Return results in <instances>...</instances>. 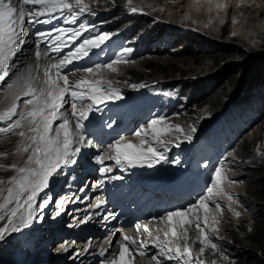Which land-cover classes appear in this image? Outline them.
I'll use <instances>...</instances> for the list:
<instances>
[{"label": "snow or ice", "instance_id": "obj_1", "mask_svg": "<svg viewBox=\"0 0 264 264\" xmlns=\"http://www.w3.org/2000/svg\"><path fill=\"white\" fill-rule=\"evenodd\" d=\"M22 3L33 6L35 10L25 12L22 7H14L11 0H0V82H5L4 87L13 99L10 107L0 111V121L8 122L6 126L0 127V133L22 138L17 151L29 153L22 166L16 163L10 165L16 175L8 179L10 186L6 189V195L5 189L0 187V221H6L0 226V240L9 232H18L27 226L35 218L37 209H44L48 205V198H43L42 202L37 204V197L48 187L49 178L57 174L63 165L76 163L72 157L81 149L73 145H93L92 140H85L82 135L84 122L89 119V114L97 110L98 105L122 99L119 89L112 86L111 80L103 77L102 71L118 72L117 65L130 63L125 57L132 52L131 48H124L114 60L83 69L85 73L99 78L84 77L72 83L63 71L65 67L88 57L94 49H101L113 33L100 32L81 39L88 30L83 23H80L78 28L52 27L46 32L36 33L37 37L49 43L48 51H35L36 60L47 56L48 52L60 53L70 44L72 50L57 62L45 65L42 79L33 75L32 69L25 73L12 72L13 58L22 51V46L26 43V19L33 24L51 23L60 19L65 23L76 24L80 14L93 12L83 0H22ZM127 4L132 12L138 11V8L133 6V0H127ZM225 7L227 0L224 3H216L217 9ZM36 47L39 49V43ZM13 75L15 79H11ZM7 80L11 82H6ZM130 86L144 87L143 84ZM21 100L23 108L20 107ZM66 105L70 106V113L62 111ZM56 121L60 123L56 124ZM195 131L193 127L185 133L181 125L166 123L165 117H158L150 120L146 128L134 133L140 138L139 144L125 142L123 138L116 140L109 145L113 155L97 156L95 159L100 164H103L105 159H110L120 166L127 163L133 167L138 164L153 167L161 161L168 162L164 152L153 146V141L158 144L167 143L161 137L168 133H184V139L190 140ZM176 147H179V143H176ZM257 155L264 158V151L258 148ZM173 162L179 163L178 160ZM111 170L108 167L101 168L102 172ZM227 171L223 164L217 166L206 194L200 196L195 204L169 211L159 218L167 227V230L163 231V239L159 235L152 236L149 224L137 223V232L146 233L151 239L136 240L125 235L118 252L106 264H135L138 256L148 254L150 246L159 249L158 254L151 255L156 264H162L161 258L175 261L176 264H206V251L212 254L218 252L224 260H228L229 257L215 242V239H222L218 236L217 225L220 223L219 217L223 215V209L218 200L226 197L229 210L239 217L241 212L232 207L233 204L239 205V199L225 189L224 182L227 181L231 185L242 181L231 179ZM3 183L4 181L0 180V184ZM99 183L103 184L104 181ZM103 203V198H98L95 207ZM193 225L195 232L190 236L189 229ZM248 230L252 231L251 228ZM159 231L162 229H157V232ZM130 244L139 246L134 249ZM197 244L199 247L194 251ZM208 264H216V260H211Z\"/></svg>", "mask_w": 264, "mask_h": 264}, {"label": "rangeland", "instance_id": "obj_2", "mask_svg": "<svg viewBox=\"0 0 264 264\" xmlns=\"http://www.w3.org/2000/svg\"><path fill=\"white\" fill-rule=\"evenodd\" d=\"M121 1L127 3V0H83L84 3L101 10H107L113 5L116 13L117 4ZM133 2L138 10L145 13V16L141 17L143 20L140 21L143 25L148 24L151 17L153 18L152 30L159 29L161 25H170L176 30L187 26L193 32H187L185 37L179 40L181 46L176 52L177 55L171 56L172 53L159 45L155 47L154 54H144L130 63L117 65L116 73L103 70L102 75L105 79L111 80L112 84L131 87L133 83L147 84L166 78L177 86L185 82L188 88L192 87L196 91L201 88L206 92L211 89L210 86L216 79L223 77L225 81H228L227 85L218 87L207 100L200 98L199 102L203 103L190 104L184 112L167 118L166 123L179 124L186 130L191 122L207 118L211 114L213 102L227 87L238 85L237 88L242 86L250 88L264 80V0H244L243 3L241 0H227V7L221 9L216 8V3H224L225 0H133ZM119 14H122L121 8ZM200 46H209L214 51L200 54L198 52L200 49L197 50ZM190 51L197 55L195 57L189 55ZM69 77L72 79L75 77L99 78L85 72H76ZM2 89L0 90V111L10 107L13 102L6 87L3 86ZM20 107L23 108L22 100ZM189 112H195L196 115H189ZM58 123L60 121H56V124ZM169 134L177 136L181 133ZM21 139L17 135L0 133V153H7V155H0V165H3L0 167V180L4 181L0 187L5 189V195L7 187L10 186L8 179L16 175V171L10 165L19 162L22 166L29 154L17 151L21 146ZM161 139L164 140V138ZM139 140L140 138L135 135L130 136L133 144H139ZM258 148L264 151V119L243 135L239 145L230 154V160L225 167L230 178L233 174L237 176V173L240 176L239 179L243 177V180H236L242 183L229 185L227 181L224 182L225 189L239 199V205L233 204L232 207L240 211L241 215L239 217L233 215L228 208L226 197L218 200L223 209V215L219 217L220 223L217 225L218 236L222 239H215V242L229 257L228 260H224L218 252L213 254L212 258L216 259L218 264H264L257 250L250 249L244 241L238 239L240 235L243 236L241 232L247 231L252 224L251 211L254 209L252 204L255 200L252 191L260 189L256 178L242 168L244 166L257 168L259 162L264 161V158L257 155ZM238 157L241 159L242 167L236 169L233 160L239 159ZM53 177L54 175L49 178L48 185ZM41 202L37 198L36 203ZM247 204L248 207L245 206ZM43 211L45 210L37 209L35 212L36 225H39L37 221L41 222L39 215ZM44 216L46 217V214ZM5 222L0 221V226H3ZM27 227L29 226L21 229ZM17 234L18 232H9L4 239L0 240V264L3 262L23 264L28 259L29 255L22 252L14 243ZM64 245H59L58 248L62 249ZM56 247L57 244L53 247L50 245L49 249L43 251H52L54 248L56 251Z\"/></svg>", "mask_w": 264, "mask_h": 264}, {"label": "bare ground", "instance_id": "obj_3", "mask_svg": "<svg viewBox=\"0 0 264 264\" xmlns=\"http://www.w3.org/2000/svg\"><path fill=\"white\" fill-rule=\"evenodd\" d=\"M5 2H9V0H6ZM11 3L13 4L14 7H17V9H20V7L17 5V3H16L15 0H11ZM123 15H125V14H123ZM25 27L27 29L26 23H25ZM25 40H26V43L22 46V51L16 57L13 58L14 59V63L12 64V72L25 73L28 69H32L33 75H35V76H37V77H39V78L42 79L43 78V68H44L45 65H47L49 63L45 60V58L43 56L40 58L39 61L36 60V58L34 56V53L38 49H36L34 47L33 42L31 41L30 36L28 34V30H27V35L25 36ZM37 64H39V67H37ZM80 72H84V71H80ZM12 77H13V79H15V76L14 75ZM78 79H80V78L75 77V79H73V80H78ZM3 86H4V82H2L0 88H2ZM68 110H69V108L67 106H65V108L62 109V111H66V112H68ZM73 147H80L81 150L83 148L82 145H73ZM84 147H87V146H84ZM77 154H75L72 158L75 159L77 157ZM16 164L18 166H21V164L19 162H16ZM68 165H71V164H68ZM63 166H65V165H63ZM77 167L78 166L74 164V169H76ZM58 173H60V170L58 171ZM203 177H205V178H202L201 177V178H198L196 180L197 184H204V183H206V180H207V178H210V175H203ZM85 198H86L85 200H81L80 199V200L73 201L72 204L74 206H77V208L75 210H71L70 207H69V209H68L69 210V213H74V216L72 218V222H71V225L69 226V228L73 227L74 224L77 223V220H78V223L80 221L82 222V221L86 220L85 219V216H86L87 210L93 209L95 207V205L97 203V200H96L97 197H96V194L91 190V187H90L89 192L87 193V196ZM63 205L66 207V212H67L68 211L67 210V207L69 205V200L67 198H64L62 200V203L59 205V207L62 208ZM51 213L52 212L49 210V208H48L47 212L46 211H43L42 212V219L41 220H44L46 222V220H48V218L51 215ZM44 214H46V217L44 216ZM56 220L57 219L55 218V221L54 222H56ZM96 220H97L96 221V225H101V224L104 223L103 221L100 220L99 217H97ZM31 222L34 225H36L34 219ZM141 223H142L141 225H143V224H149V227H150V229L152 231V236L153 237H155L156 235H159L161 237V239H163V231H166L167 230V227H166V225L164 224L163 221H161L160 219H154V220H149V221L148 220H144ZM157 229H162V231L157 232ZM129 231H134V230L131 229ZM178 231H179V229H178ZM209 231H210V229H209ZM194 232H195V229H194V225H193L189 229L190 236H192L194 234ZM39 233H40V231H38V230L32 231V234L33 235H38ZM128 234H130V233H127V235ZM139 236H140L141 240H143V239H151L148 236V234H146V233L140 232L139 233ZM92 240L93 241H98V238H95V239H92ZM69 241L70 240H67L66 242H69ZM182 243L183 242H181V244ZM75 244H76V242H74V243L72 242V244H69V245L71 247V246H73ZM98 245L102 247V244L100 242L96 243V246H98ZM106 247L108 249L107 253H108L109 256L106 259H104L102 257V255H101L99 257V259L100 260H103V261L101 263H98V264H106V262L108 260H110V259L113 258V255L115 253V246L112 243V245H110V246L109 245H106ZM198 247H199L198 244L195 245L194 246V251L196 249H198ZM64 248H68V246L65 244L64 245ZM64 248H62V249H64ZM87 251L88 252H91V253L94 251L93 246L91 244L88 245ZM80 253H81V251H79L78 253H76V257H74L73 260H76L77 259V261L79 262L82 259V256L79 255ZM100 254H101V252H100ZM152 254H158V252H153ZM212 255L213 254L211 252L206 251L204 258H205V261H206L207 264H208L209 261L214 260L212 258ZM34 258H35L34 259V263L37 262V264H40L42 262V260H41V258L39 256L34 257ZM78 258H79V260H78ZM97 259L98 258L97 257H94V255L93 256H90V258L88 260L89 262H87V264L93 263ZM161 260H162V263H163L164 262L163 258H161ZM77 261H75V262H77ZM97 262H95L94 264H97ZM135 264H154V261L151 259L149 262H146V261L141 260V259H139V260L136 259L135 260ZM216 264H218L217 260H216Z\"/></svg>", "mask_w": 264, "mask_h": 264}, {"label": "trees", "instance_id": "obj_4", "mask_svg": "<svg viewBox=\"0 0 264 264\" xmlns=\"http://www.w3.org/2000/svg\"><path fill=\"white\" fill-rule=\"evenodd\" d=\"M113 17L116 18L115 20V23L114 24H119V23H122L123 21H127V19H125V15H122V14H117L116 13V10H114V6L112 5L111 9H110ZM120 17V19H119ZM123 19H122V18ZM141 17L143 16H140L139 18H137L136 20V24L134 26H137V25H140V28H146L145 26L146 25H143L140 21L143 20ZM179 31L182 32V34L178 37V41H177V46L176 47V51L172 52V54H170L171 56H175L177 55V51L178 48L181 46L179 44H181V42L179 41L181 38L185 37V35L187 34V32H193V30L187 26H184L183 28H180ZM194 35V33H192ZM200 49V50H198ZM197 50L200 54H207V53H211L214 51V49H208L206 47H202V48H199L197 47ZM176 53V54H175ZM189 55H192L193 57H195L197 55V53L195 52H189L188 53ZM163 79H166V78H163ZM204 79H207V78H204ZM180 82V81H178ZM228 81L226 80L225 81V78H218L214 81V83H212V85L210 86V90L208 92L206 91H202L201 88H199V90L201 91L202 95L198 94L194 91H192L193 95L196 96V103H203V102H199V97L202 96L205 100H207V98H209L210 96H212L213 93H215V90L218 88V87H222L223 85H227ZM172 89L171 90H174L175 92H179L181 94L183 93H186L188 92L191 88H188L187 87V84L185 82H181V85L180 86H177L175 85L174 83H167ZM238 86V85H237ZM234 87V86H231V87H227L222 93L221 95L217 96L216 97V101L213 102V105L211 107V112L212 111H215V110H220L222 109L224 106L228 105L229 104V99L228 98H231V95L235 96V93H238L239 94V87L237 88ZM237 88V89H236ZM236 89V90H235ZM262 89H264V87H262ZM233 93V94H232ZM263 106V104H262ZM189 108V107H187ZM186 107L183 109L182 112H184L186 109ZM181 113V112H180ZM185 114V113H184ZM189 115H192V116H195L196 113L195 112H189ZM237 121H240V120H237ZM235 163V167H242L241 164L237 161L234 162ZM243 171L245 172H249L250 174H252V177H255L256 178V181L258 182V186L260 187L259 190L255 189L252 191V196L254 197V199L258 202H253V206H256L257 204L259 205H264V161L263 162H259L257 168H249V167H246L244 166L242 168ZM247 176V174L245 175ZM243 180V177L242 179ZM259 207H262V206H259ZM252 219V224L249 228L252 229V231H249L247 229V231H242L241 233H243V236H239L238 239L240 241H244L247 246L250 248V249H255L257 250V252L261 255L260 258L262 260H264V217L262 216H254L252 215L251 217Z\"/></svg>", "mask_w": 264, "mask_h": 264}, {"label": "clouds", "instance_id": "obj_5", "mask_svg": "<svg viewBox=\"0 0 264 264\" xmlns=\"http://www.w3.org/2000/svg\"><path fill=\"white\" fill-rule=\"evenodd\" d=\"M202 47H206L208 49H211L209 46H200L199 48H202ZM262 87H264V80H262V82L256 83L255 85L251 86L250 88H248V87L244 88L242 86L239 88V94L234 92L235 96L231 95V98H228L229 104L226 105L227 107L232 106V104L236 103V106H245L246 112L244 113L245 117L239 118L240 121H236L237 118L235 120H233V122H238L239 124L243 123V128L240 131V133L236 136L235 145L232 148H230L227 152L228 158L225 161L226 164L230 160V154L239 145L240 140L243 137V135L250 128H252L256 123H258L262 119H264V89H262ZM201 98H203V97H201ZM258 101H261V104L254 107V104ZM262 104H263V106H262ZM223 108L220 110L212 111L211 114L207 118H203V119L191 122L189 127L193 126L194 124H196V125L198 124L199 125L198 131H199L200 128H204V125L207 122H212V121L218 120V119H227L228 113H227V111H224ZM232 125H235V124H231L228 127H233ZM235 161L241 163L240 158L233 160V162H235ZM234 166H235V163H234ZM235 168L237 169L239 167H235ZM239 178H240V176L238 173H237V176L235 174H233L231 176V179H233V180H241L242 179V178L241 179H239ZM245 206L248 207V204ZM252 215L264 217V206L259 207L258 204L256 206H254V209L251 211V216Z\"/></svg>", "mask_w": 264, "mask_h": 264}]
</instances>
